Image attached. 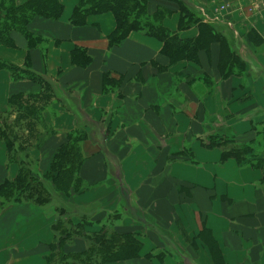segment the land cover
<instances>
[{
	"label": "crops",
	"instance_id": "1",
	"mask_svg": "<svg viewBox=\"0 0 264 264\" xmlns=\"http://www.w3.org/2000/svg\"><path fill=\"white\" fill-rule=\"evenodd\" d=\"M78 1L60 0L57 18L30 19L28 29L45 38L44 48L29 50L27 39L16 31L9 42L0 40V61L25 66L28 57L32 72L77 91V110L94 123L84 126L86 152L79 176L85 189L76 201L97 207L92 228L111 216L115 230L134 232L141 241L138 256L97 264H264V140L263 146L256 144L260 150L251 160L238 162L222 160L219 148L198 138L224 124L238 139L250 140L255 136L251 124L264 123V0H224L237 9L221 12L218 19L212 18L210 3L187 0L222 35H241L240 45L231 44L247 70L224 79L215 72L219 42L199 50L194 60L166 64L161 42L140 31L109 46L107 34L115 24L110 11L71 24ZM177 20L178 13L172 12L163 24L173 30ZM249 29L262 37L260 44L246 40ZM181 34L193 36L197 29L191 26ZM74 46L86 49V64L71 62ZM38 88L29 78L13 80L9 68L1 67L0 110L12 94ZM50 106L52 134L41 146L28 148L40 172L66 132L76 127L75 115L60 100ZM90 136L103 137L94 141ZM16 172L0 140V185ZM114 176L122 177L127 199ZM126 204L139 208L146 222L124 214ZM54 216L52 205L1 207L0 264H48Z\"/></svg>",
	"mask_w": 264,
	"mask_h": 264
},
{
	"label": "trees",
	"instance_id": "2",
	"mask_svg": "<svg viewBox=\"0 0 264 264\" xmlns=\"http://www.w3.org/2000/svg\"><path fill=\"white\" fill-rule=\"evenodd\" d=\"M61 8L60 0H0V40L9 42L10 33L16 31L27 39L29 50L38 46L44 48L45 38L28 29L30 19L33 16L57 18ZM105 11H110L115 21L114 28L107 34L109 46L118 44L131 31H140L161 42L160 54L169 64L181 59L194 60L199 50H208L212 42H219L215 67L218 77L224 79L247 70L245 59L237 53L230 40L224 39L221 29L203 21L197 8L187 0H79L69 21L79 26L89 15ZM172 12L178 13L177 28L173 30L163 24V19ZM191 26L196 27L197 34L182 36L181 31ZM244 35L255 45L262 42V37L254 29H249ZM89 59L85 48L74 46L70 50V60L76 65L82 66ZM25 63V66H16L0 61V68H9L13 80L29 78L39 85L37 91L12 94L7 108L0 110V140L6 147L7 162L17 166L15 176L0 185V208L15 202L54 207L51 225L54 239L47 256L48 264H97L138 256L141 241L134 232H118L112 218L104 220L99 229H89L97 207L80 205L76 201V196L85 189L79 176L86 152L83 148L87 137L84 126L94 124L85 113L77 110V91L46 75L32 72L28 57ZM55 99L75 115L76 127L66 132L49 166L40 172L28 148L41 146L52 134L54 129L48 119L49 113H53L50 103ZM251 129L255 136L248 141L238 139L232 128L224 124L216 125L213 131L198 138L207 147L219 148L222 160L233 157L238 162H245L256 154L255 138L261 134L264 140V123H253ZM94 130L99 132V128ZM102 137L90 136L94 141ZM114 179L118 182L122 198L127 199L128 192L122 177L114 176ZM122 212L137 221L146 222L143 212L137 207L126 204ZM67 239L83 241V247L77 251L65 250Z\"/></svg>",
	"mask_w": 264,
	"mask_h": 264
},
{
	"label": "rangeland",
	"instance_id": "3",
	"mask_svg": "<svg viewBox=\"0 0 264 264\" xmlns=\"http://www.w3.org/2000/svg\"><path fill=\"white\" fill-rule=\"evenodd\" d=\"M200 3L202 2V3H207V4H209V5H211V6H213V7H215V6H220V5H224V8L222 9V11L221 12H223L224 11V13H226V15L227 14H230V13H232L234 10H236L237 9V7L236 8H234L231 4H230V2L229 3H225V1L224 0H210V1H208V0H200L199 1ZM206 5V4H205ZM248 11L249 12H251L252 11V8H251V10L248 8ZM227 32V31H226ZM232 32V31H231ZM234 33V32H233ZM233 33H229V34H227V35H224V39L225 40H227V41H229V40H231V43L232 44H236V45H240L241 44V42H242V40H241V35L239 34L238 35V33L237 34H233ZM182 35V34H181ZM235 35V36H234ZM183 36H186V35H183ZM247 40V39H246ZM248 41V40H247ZM234 44V45H235ZM253 55V54H252ZM251 57V56H250ZM182 60V59H181ZM169 64H171V63H169ZM243 138V137H242ZM263 139V136L260 134V135H258L257 136V139L255 138V140H256V144H258L259 143V145L260 146H263V145H261L262 144V141H260V140H262ZM241 140H246V141H248V139H247V137H245V139H241ZM245 142V141H244ZM255 144V147H254V149H255V152L256 151H259L260 150V147H259V150H258V148H257V145ZM254 152V151H253ZM108 220H111V216H109L108 217ZM95 226H97V225H95ZM88 227H90L89 229H91V230H96V229H99L100 228V226H97V227H94L93 226V228H96V229H93L92 228V224L91 225H89ZM78 240V239H77ZM82 242L83 241H80V240H78L77 242H76V239H67V244H69V248H68V251L69 250H71L70 248H74V249H81L83 246H82ZM72 244H74V245H72ZM66 246H68V245H66ZM65 246V247H66ZM66 250V249H65Z\"/></svg>",
	"mask_w": 264,
	"mask_h": 264
},
{
	"label": "built area",
	"instance_id": "4",
	"mask_svg": "<svg viewBox=\"0 0 264 264\" xmlns=\"http://www.w3.org/2000/svg\"><path fill=\"white\" fill-rule=\"evenodd\" d=\"M223 8H224V5L213 7L212 8L213 9L212 18L217 19ZM200 10H201L202 14L205 15V11L203 9H200Z\"/></svg>",
	"mask_w": 264,
	"mask_h": 264
}]
</instances>
